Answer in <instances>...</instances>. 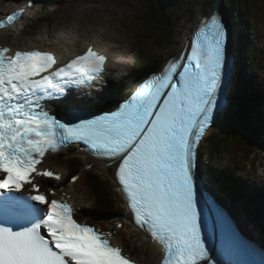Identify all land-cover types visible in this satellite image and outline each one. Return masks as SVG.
Wrapping results in <instances>:
<instances>
[{"label":"snow or ice","instance_id":"1","mask_svg":"<svg viewBox=\"0 0 264 264\" xmlns=\"http://www.w3.org/2000/svg\"><path fill=\"white\" fill-rule=\"evenodd\" d=\"M24 12L8 14L0 29ZM228 40L221 13L209 12L179 55L113 108L88 113L70 89L104 73V54L89 46L60 65L50 51L0 46V264H136L113 233L81 222L71 203L55 198L53 186L40 191L43 179H62L44 167L46 155L73 145L115 166L134 224L161 245L160 264H225L210 246L216 228L222 241L239 237L198 157L206 132L231 112ZM49 103L65 110L53 113Z\"/></svg>","mask_w":264,"mask_h":264},{"label":"rangeland","instance_id":"2","mask_svg":"<svg viewBox=\"0 0 264 264\" xmlns=\"http://www.w3.org/2000/svg\"><path fill=\"white\" fill-rule=\"evenodd\" d=\"M97 1L100 0H49L42 3H32L31 10L29 11L30 13L27 15L25 20V26L22 30V34L28 31L34 32L37 29H39L37 33L44 34L45 31L50 32V29H58L60 27L59 14L66 3L69 4L70 2H73V6L74 4L79 3L81 7L72 9L67 13L86 10V13H88L93 7H96L98 9V19H93V24H99L100 26L107 25L108 29L117 16L123 17L125 14H127V16L123 17V19L119 18L115 22V26L118 25L122 27V24H124L128 27L121 29L120 35H116V29L115 27H112L107 33V38H117V41L121 42L125 47H127L130 41L128 37L130 34H128L127 31L141 29L139 30V36L146 37L145 40L141 39V45L148 53H154L155 44L158 41V38L156 37V28L158 27L150 20V16H147L148 12L145 13L148 0H111L112 3L106 0L102 1L103 5L101 6L103 7H100V5L95 6ZM149 1L151 3V0ZM214 1L215 0H182L178 5L166 10L167 14L171 18V26L169 27L171 31L169 40L163 43L162 61L164 58H167L169 55L173 54L171 50H177L176 53L178 52L179 47L184 41L187 31L201 15H203L205 12H208L213 7ZM7 2H11V0H8ZM218 2H221L223 11H225V13L228 15L232 25H234L236 29L239 21L241 22L242 20V22L245 23V28H243L242 25V31L239 32L240 36L243 35L242 45L243 47L247 46V48L251 50V54L248 53L251 55V62L254 60V63L259 65L264 60V57L259 55L260 51L264 49V0H218ZM2 4H4L3 0ZM255 10H263V12L259 15V13L255 12ZM29 15L31 16V21L29 20ZM247 26H254L255 29H249ZM98 29L99 27H95L94 31H97ZM12 32L14 33V31ZM146 33L150 34L145 36ZM131 55L132 57L130 59L133 60V63L136 62L137 54L134 49L132 50ZM140 64L142 67L143 63L140 62ZM130 68L133 69L134 65ZM137 69L139 68L137 67ZM256 72L258 73V70H256ZM222 126V122L218 123L214 129H212L211 133L208 134L206 141H203L200 148V153H203L204 162H206V159H208L207 154L209 151H211V147L207 145V140L213 134L218 132ZM208 142L210 145L211 141ZM261 156H264L263 152H260L256 155V170H253L251 167V161L247 162L248 170L251 175H259L261 173L259 168L260 161L262 160L260 158ZM58 162L60 163V161ZM242 166H244V164H242ZM102 175L108 178L107 173L102 172ZM85 182L92 184V177L84 178L83 176L82 180L80 181V185ZM118 192L119 191L114 186L113 194L111 196V204L113 209V212L111 213L115 216L113 221H116V218H118V212H116L117 209L125 207L124 201ZM125 212L127 211L125 210ZM100 219L106 223L109 222L104 215H102ZM127 224L128 225L122 224V227H118V229H120L118 233L122 237L123 241L128 246L132 247L133 242L136 240L133 241V239L130 238L136 236L137 231L132 222ZM146 249L147 245L144 247V250Z\"/></svg>","mask_w":264,"mask_h":264},{"label":"bare ground","instance_id":"3","mask_svg":"<svg viewBox=\"0 0 264 264\" xmlns=\"http://www.w3.org/2000/svg\"><path fill=\"white\" fill-rule=\"evenodd\" d=\"M13 4H22L23 2H25V0H13ZM73 2H70L66 7L65 10L63 11V13L61 14V21H63L66 25H71V24H77V25H72L71 27H69L68 29H70L69 31H62L59 32L51 37H43V36H38L36 38H25V37H16L13 38L12 40L9 38V35L7 34L6 38H3L2 41L8 44H12V45H28L31 47H42L41 45H38V41H44L49 43L50 45H59L60 43L57 42L58 39H60L62 42H68V45L72 48V52H71V56L77 54L78 52H80L81 50H83L86 46L90 43V42H96L98 45L100 44H107L110 43V51L111 53L114 55H111L112 58H114V62L111 64V67L114 69L115 67L119 66L121 68L122 65L127 64V68L129 66L133 65V60L130 59V55H129V51H124V49L120 46L119 42L112 40V41H108L102 38V35H98L95 33V36L90 40V42H83L80 43V39H78L76 36L79 34V36H87V34H85V32H81V28L82 27H87L90 24H93V19H98V9L96 7H93L92 10L88 13L87 10L86 11H75V12H71V13H67L68 11H71L72 9L75 8H80L81 5L79 3L72 4ZM1 0H0V8H1ZM96 5H100V7H103L101 5H103L102 2H96ZM28 9L26 8L25 11H27ZM29 11V10H28ZM205 14V13H204ZM71 18V19H70ZM21 18L18 20L20 21ZM198 19L192 24V26L190 27L189 31L192 30L195 25L197 24ZM20 22L18 24H16L14 27H16L17 25H19ZM55 26V25H54ZM104 27V26H102ZM50 28V27H49ZM98 28V27H97ZM47 29V28H46ZM117 29H119L117 27ZM107 30V29H106ZM105 30V32H106ZM46 32V31H45ZM44 32V33H45ZM18 35V34H16ZM187 36V34H186ZM186 36L184 38V40L186 39ZM245 38V37H244ZM254 40V39H252ZM247 41V40H246ZM114 45V46H113ZM179 51V50H178ZM260 52L264 53V49L261 50ZM173 55V54H172ZM129 58V59H128ZM159 67V66H158ZM257 78L259 81V86L257 89V95L260 97L261 100L264 101V67L263 68H258V73H257ZM263 80V81H262ZM242 85L241 79L238 76V74L236 73L234 79H233V83H232V88H233V94L234 97H241V92L239 90L240 86ZM116 91L112 92L111 95L115 94ZM91 101V100H90ZM96 102V100L94 99V102L91 101L90 104H94ZM258 112V110L256 111ZM264 114V112H263ZM244 122L247 126V128H249V134H255L257 133V127L255 126V124L250 120V118H245ZM216 124V123H215ZM214 124V125H215ZM211 133V129L209 131L206 132L205 136L207 137L208 134ZM80 157H72L70 156V158H74V159H83L84 163L86 164H93L92 169L97 171L99 174L102 175V172H105L108 174V178L111 177L113 179L112 183L113 185H115V180H114V171H115V166H111V167H106L105 163L100 162L99 160H97L96 158H93L87 154H82V155H77ZM206 163L204 164L205 167V171L207 173V176L209 177L210 180H212L211 176L209 175V172L207 170V166ZM59 170L61 171H67L64 168H60ZM260 170L262 172H264V159L261 160V164H260ZM79 176V175H78ZM103 176V175H102ZM226 178H228V176H225ZM106 178V177H104ZM107 179V178H106ZM66 181L62 184L61 187L62 188L66 185ZM81 184V183H80ZM70 188L68 189V191H70L73 195V198L75 199L77 196V189L74 188V185L72 186V184L68 185ZM238 187L239 185L237 184L235 186V191L233 194V199L231 200V205L235 206L237 201L235 199L236 194L238 193ZM82 192L85 194V196L87 197V191L83 190V191H79V193ZM77 202H78V206H82L84 204V199L83 197H79L77 196ZM83 211V210H81ZM249 215V214H248ZM122 220L117 219L116 221H113L111 223H104L101 221H98L100 224H102L103 226H107L111 229H115V233H114V238L116 239V241L121 242L123 245H125L123 243V241L121 240V236L118 234V232H116V228H117V223L116 222H120L122 224L128 223L131 219H130V215L126 214ZM120 229H117V231ZM146 244V240L141 239L139 241H135L132 244V252L133 254L139 258L140 260H142L143 262H145L146 264H156V261L159 257L158 255V251L155 247H151V254L149 252V248L147 250H144ZM129 252H131L130 250H128ZM152 261V263H151Z\"/></svg>","mask_w":264,"mask_h":264},{"label":"trees","instance_id":"4","mask_svg":"<svg viewBox=\"0 0 264 264\" xmlns=\"http://www.w3.org/2000/svg\"><path fill=\"white\" fill-rule=\"evenodd\" d=\"M148 7L150 10L146 11V13L148 12L147 16H150V20L152 22L154 21L156 26L161 28V30H168L167 28L171 26V18L167 14V11L160 10L156 0H151V3L148 0ZM160 40L165 41L166 39L164 36H161ZM242 110L243 111L241 113L237 114L238 118L233 121H231V119H227L226 121H224V128L218 134L210 137V139L207 140V145L211 147V154L214 155L219 151L225 153L227 150L226 148L228 147L230 150H233L238 146L239 150H242L243 147L247 145L251 135L249 134V128H247L244 119L249 117L247 114V107H243ZM208 141H211L210 145ZM94 173L97 175L100 181V188L103 193L111 197L113 194V190L112 188H110L108 179L102 177L97 172ZM108 204L110 206V209H105L104 211L106 213L111 211L112 205L110 203Z\"/></svg>","mask_w":264,"mask_h":264},{"label":"clouds","instance_id":"5","mask_svg":"<svg viewBox=\"0 0 264 264\" xmlns=\"http://www.w3.org/2000/svg\"><path fill=\"white\" fill-rule=\"evenodd\" d=\"M26 1V0H25ZM182 1V0H181ZM180 1V2H181ZM222 1V0H221ZM156 2H157V0H156ZM179 2V3H180ZM217 2V4H218V6H219V8L218 9H216V7H215V3ZM248 2V1H247ZM178 3V4H179ZM157 4H158V2H157ZM178 4H176V5H178ZM159 5V4H158ZM176 5H173V6H170V7H167L165 10H162V11H166L168 8H171V7H174V6H176ZM65 7V6H64ZM64 7H63V9H64ZM151 7V6H150ZM159 9H160V7H159ZM145 10L146 11H149L150 9H149V7H148V5L146 6V8H145ZM161 10V9H160ZM213 10H216V11H219L220 13H221V15H222V17H223V19H224V21H225V23L227 24V27H228V32H229V40H228V52H229V54H231V57H232V61H233V58L235 57V54H236V51L237 50H239V47H240V45H237V44H239L240 43V41H239V39H241V37H239V32H240V30H238L237 31V29H235V27H234V25H232V23H231V20H230V18L228 17V15L225 13V11H223V9H222V5H221V2L219 3L218 2V0L216 1H214V3H213V7L208 11V12H205V14H203V15H201L199 18H198V22H199V20L203 17V16H205V15H207L209 12H211V11H213ZM146 11H145V13H146ZM255 12H257V13H259V15L263 12V10H255ZM198 22H197V24H198ZM153 23H154V21H153ZM196 24V25H197ZM154 25H156L155 23H154ZM195 25V26H196ZM195 28V27H194ZM193 28V29H194ZM166 29V28H165ZM168 30H166V31H164V30H161V28H156V37L158 38V41L156 42V44H155V47H156V50H157V53L154 55V56H156V57H158L156 60H151V58H150V56L149 55H140V58L142 59V60H144L145 62H147L148 64H150L151 66H155L156 65V63H157V61L159 62V64L157 65V67L162 63V55H163V50H162V47H163V43L164 42H166V41H168L169 40V36H170V28H167ZM139 30H141V29H136V30H131V35L132 36H134V37H136L138 40H140L141 41V39L142 40H145L146 39V37H141V36H139ZM188 32H189V30L187 31V33L186 34H188ZM190 32H191V30H190ZM148 34H150V33H147V35ZM161 36H164L165 37V41H161L160 40V37ZM186 36V35H185ZM186 38H187V36H186ZM186 40V39H185ZM184 40V41H185ZM183 41V42H184ZM239 42V43H238ZM183 44V43H182ZM141 50L144 52V53H147V51L143 48V46L141 45ZM148 54V53H147ZM164 59H166V58H164ZM234 67H235V65H234ZM232 71H233V69H232ZM216 134H218V133H215L214 135H216ZM208 138V136L206 137V136H204V138H203V140H202V143H203V141H206V139ZM210 139V138H209ZM202 143H201V145H202ZM201 148V147H200ZM202 154V153H201ZM107 195V194H106ZM107 200L110 202V203H112V200H111V197L110 196H108L107 195ZM111 212H113V209L111 210ZM110 212V213H111ZM117 212V211H116ZM111 218H114L115 216H114V214H112L111 213ZM118 216V215H117ZM117 219H119V218H116V220ZM131 219V218H130ZM131 222H132V224L134 225V227L136 228V231H137V234H138V232L140 231L139 229H138V227L134 224V222H133V220L131 219ZM109 223V222H108ZM129 223V222H128ZM124 225H128L127 223H125ZM137 234H136V236H137ZM136 236H134V237H131L130 239H133V241H135L136 240ZM144 240H146V244L145 245H147V249L149 248L150 249V254H151V252H152V250H151V247H155L156 249H157V251H158V255H159V257H158V259H157V261L160 259V257L162 256V253H161V251H160V249H161V245L160 244H158V243H156V242H153V241H150L148 238H144ZM150 246V247H149ZM160 248V249H159ZM146 249V250H147ZM151 263H152V261H151Z\"/></svg>","mask_w":264,"mask_h":264},{"label":"water","instance_id":"6","mask_svg":"<svg viewBox=\"0 0 264 264\" xmlns=\"http://www.w3.org/2000/svg\"><path fill=\"white\" fill-rule=\"evenodd\" d=\"M35 2H45V1H48V0H34ZM181 0H157L158 4H159V7L161 10H165L167 7H170V6H173V5H176L180 2ZM215 7L216 9L219 8L217 2L215 3ZM44 180L46 181H50V179H47L45 178ZM44 184L41 183V186H43ZM142 263H145V262H142ZM146 264V263H145Z\"/></svg>","mask_w":264,"mask_h":264}]
</instances>
